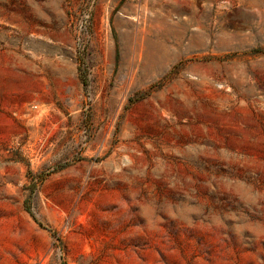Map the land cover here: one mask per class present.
<instances>
[{
  "label": "rangeland",
  "instance_id": "rangeland-1",
  "mask_svg": "<svg viewBox=\"0 0 264 264\" xmlns=\"http://www.w3.org/2000/svg\"><path fill=\"white\" fill-rule=\"evenodd\" d=\"M0 264H264V0H0Z\"/></svg>",
  "mask_w": 264,
  "mask_h": 264
},
{
  "label": "bare ground",
  "instance_id": "bare-ground-1",
  "mask_svg": "<svg viewBox=\"0 0 264 264\" xmlns=\"http://www.w3.org/2000/svg\"><path fill=\"white\" fill-rule=\"evenodd\" d=\"M187 30V29H186ZM190 30V29H189Z\"/></svg>",
  "mask_w": 264,
  "mask_h": 264
}]
</instances>
